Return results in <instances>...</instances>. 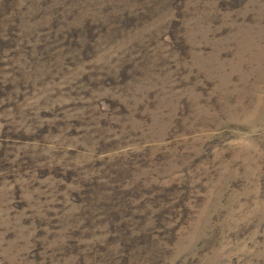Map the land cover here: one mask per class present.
<instances>
[{
	"label": "rangeland",
	"instance_id": "rangeland-1",
	"mask_svg": "<svg viewBox=\"0 0 264 264\" xmlns=\"http://www.w3.org/2000/svg\"><path fill=\"white\" fill-rule=\"evenodd\" d=\"M0 264H264V0H0Z\"/></svg>",
	"mask_w": 264,
	"mask_h": 264
}]
</instances>
